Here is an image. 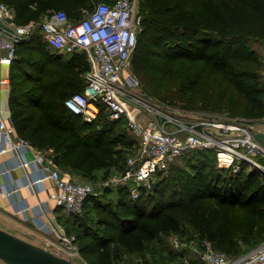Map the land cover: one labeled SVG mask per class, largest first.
<instances>
[{
	"label": "trees",
	"instance_id": "obj_1",
	"mask_svg": "<svg viewBox=\"0 0 264 264\" xmlns=\"http://www.w3.org/2000/svg\"><path fill=\"white\" fill-rule=\"evenodd\" d=\"M1 3L10 8L11 20L18 25L40 21L58 10L74 21L93 7V0ZM139 14L142 23L132 68L161 101L264 118V63L250 44L264 43V0H140ZM11 65V122L20 138L41 151L52 149L54 161L82 180L100 182L126 170L137 141L125 121L110 120L104 109L87 123L65 106L70 96L84 90L90 69L85 53L64 56L52 50L38 30L18 45ZM175 74L178 88L162 85L163 77ZM212 81L216 92L197 95L203 84ZM182 157L186 166L175 165ZM178 159L151 191H142L138 198L127 187L117 190L116 201H102L114 187L90 197L83 215L75 216L76 226L68 231L77 236L85 263L128 264L126 255L142 256L160 238L185 236L187 227L194 233L191 241H209L232 258L264 238V231L259 232L264 220L260 173L246 164L239 172L220 168L216 153L208 150H188ZM163 251L161 260L176 257Z\"/></svg>",
	"mask_w": 264,
	"mask_h": 264
},
{
	"label": "built area",
	"instance_id": "obj_2",
	"mask_svg": "<svg viewBox=\"0 0 264 264\" xmlns=\"http://www.w3.org/2000/svg\"><path fill=\"white\" fill-rule=\"evenodd\" d=\"M139 1L93 0L92 9L85 10L78 20H70L65 11L58 10L26 25L12 21L10 8L0 4V34L4 38L0 47L8 51L0 63L11 64L17 57L18 45L38 30L52 50L65 55L85 53L90 69L85 74L84 90L70 96L65 106L87 123H93L105 109L110 120H124L128 133L137 141L124 172L93 183L75 178L51 154L23 138H15L12 122L1 121L2 133L11 149H30L35 155L34 163L42 167L44 177L31 186L51 180L56 191L50 194V200L70 215H83L90 197H99L106 188L130 186L133 198H138L142 191H151L158 177L168 174L171 163L192 149L215 152L220 168L239 172L246 164L264 177V163L260 161L264 159V147L255 140L251 123L182 111L143 91L132 68L142 23ZM30 165V161H24L21 166ZM173 244L183 252V243L175 240ZM49 245L72 261L80 255L77 236L64 230ZM190 248L203 264H264V243L236 258L216 250L209 241H192Z\"/></svg>",
	"mask_w": 264,
	"mask_h": 264
},
{
	"label": "crops",
	"instance_id": "obj_3",
	"mask_svg": "<svg viewBox=\"0 0 264 264\" xmlns=\"http://www.w3.org/2000/svg\"><path fill=\"white\" fill-rule=\"evenodd\" d=\"M3 40L0 34V44ZM7 56V49L0 47V59ZM11 92L12 65L0 63V123L7 121L11 124ZM14 137H19L15 127ZM46 152L53 154L52 149ZM34 157V153L26 147L11 149L0 124V228L51 249L49 242L56 241L60 231H71L76 226V218L50 200V194L56 191L51 180L45 179L39 185L31 186V183L44 177L42 167L34 163ZM24 161H30L31 165L23 168ZM71 174L81 179L76 173ZM15 188L19 191L15 192ZM24 208L27 210L22 211ZM0 264L6 263L0 259Z\"/></svg>",
	"mask_w": 264,
	"mask_h": 264
},
{
	"label": "rangeland",
	"instance_id": "obj_4",
	"mask_svg": "<svg viewBox=\"0 0 264 264\" xmlns=\"http://www.w3.org/2000/svg\"><path fill=\"white\" fill-rule=\"evenodd\" d=\"M250 44L252 45V47H254L257 50V52L259 53V55H260V57L264 63V43L258 42L257 40H251ZM63 55L66 56L65 54H63ZM195 71L197 72L198 70H195ZM262 75L264 76V66L262 69ZM160 82L163 83L162 85L166 86V87L172 85V86L178 88L179 84H180V80L176 74L169 76V77H163V79L160 80ZM211 83H213L214 85L213 84L208 85L206 83L203 84L202 89L198 92L197 95L208 93L209 91L216 92L218 90V88L215 87L216 84L213 81ZM142 88L145 90V93L148 94L149 96H151L153 99L163 100V98L158 96V94L156 92H152V91L148 90L146 88V86H144V84H142ZM188 95H190V94H188ZM169 101L174 103V105L182 111H193V112H198V113H202V114H206V115H212V116L219 117V118L240 119V120L246 121L248 123H251L255 129H257L259 131H264V118H250V117H243V116L236 117V116L231 115L229 111L210 112V111H204V110H199V109H190V108L188 109V108H186V102H182V101L176 102L178 100H173V101L169 100ZM260 161L264 163V159H260ZM174 164L186 166V158L182 157V158L178 159L177 161H175ZM116 173H119V172H116ZM163 176H164V174H163ZM158 180H159V177H158L157 181ZM93 183H99V181L93 182ZM99 188L101 189V187H99ZM127 188L131 193V187L128 186ZM118 189H120V186L114 187L113 188L114 191L112 194H110L109 198L106 197L102 201H107L109 199L116 201ZM262 224H264V220H262L261 224H260L259 232H261V233L264 231V227L262 226ZM185 231H186L185 236L171 235L167 238H160L159 239L160 241H158L155 244L148 245L146 252H144L142 255L143 257L140 255H136V254L135 255H126L125 258H126L128 264H201L202 262L198 260V257H197V254L195 253V251L192 248H190V243L192 242L191 239L193 238V235H194L193 230L190 227H187V228H185ZM261 238L256 240V242L253 245L247 246L248 249L252 250V249L256 248L257 246H259L260 244L264 243V238H262V239ZM175 240L184 244L183 252L178 251L177 249L174 248L173 241H175ZM161 247L166 249L167 252L172 251L176 255V257H172L171 259H169V261L161 260L160 259L161 255L166 254L163 251L164 249H162V253H158V250ZM245 247H246V244H245ZM49 250L56 253L57 255H59V253H60L59 251L52 249V248ZM73 262L76 264H87L82 260L80 255L76 256L73 259Z\"/></svg>",
	"mask_w": 264,
	"mask_h": 264
},
{
	"label": "water",
	"instance_id": "obj_5",
	"mask_svg": "<svg viewBox=\"0 0 264 264\" xmlns=\"http://www.w3.org/2000/svg\"><path fill=\"white\" fill-rule=\"evenodd\" d=\"M255 140L264 147V131L252 129ZM0 259L6 264H76L49 249L0 228Z\"/></svg>",
	"mask_w": 264,
	"mask_h": 264
}]
</instances>
